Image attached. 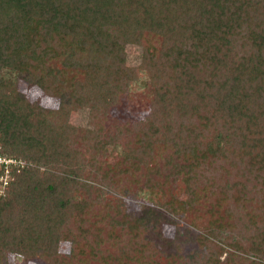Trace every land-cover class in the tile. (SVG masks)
<instances>
[{
    "label": "trees",
    "instance_id": "obj_1",
    "mask_svg": "<svg viewBox=\"0 0 264 264\" xmlns=\"http://www.w3.org/2000/svg\"><path fill=\"white\" fill-rule=\"evenodd\" d=\"M125 44L142 46L139 64L124 62ZM136 104L122 145L172 202L70 136L75 108L104 135L115 108ZM0 155L17 161L0 193V264L10 253L13 264H134L140 252L151 264H206V253L219 264L222 246L189 244L199 218L175 195L198 178L231 213L230 263L264 264V0H0Z\"/></svg>",
    "mask_w": 264,
    "mask_h": 264
},
{
    "label": "rangeland",
    "instance_id": "obj_2",
    "mask_svg": "<svg viewBox=\"0 0 264 264\" xmlns=\"http://www.w3.org/2000/svg\"><path fill=\"white\" fill-rule=\"evenodd\" d=\"M141 55H142V46L136 45V44H125L124 62L126 64H130V65L139 64L141 61ZM21 89H23V86L21 87ZM30 92L32 93V96H33L32 98L37 100L41 104L46 105V106L54 105V101L51 98H48L47 95L43 94L39 88L32 87L29 89V93ZM138 108H139L138 104L134 106L133 110L135 111H131L129 109H128L129 111L123 110L121 109V106H119L118 108H115L112 111V117L110 118L112 120V125L110 126L109 131L106 134L104 133V135L102 133H98L97 128L99 126L97 124L95 125L92 123L93 120L99 121V118L91 116L92 111L90 112L87 108H77V109L75 108L71 110L68 114V120H69L70 127H71L70 136L73 138L74 146L77 149L81 148V152L85 154L86 156L91 157L92 155H94L99 164L103 166L105 165V167H108V169L110 166H112L113 168L112 172L118 173L124 177L127 176L128 180H130L131 183L134 184V186L136 187L138 186L139 188L145 189V190L150 188L155 192L159 190L162 193L160 195H162L163 198L166 199V201L172 202L171 200H173V197L175 196L174 195L171 196V193L169 192H165V193L162 192V189L160 188V186L162 185L158 183V181L160 180L159 176L156 173L152 174V172L150 171L146 172V170L135 171V168H134L135 166L132 163L133 161L130 160L129 156H132L133 159L134 158L137 159V156L127 151L126 146H124V142L122 145L123 137H122L121 132H123L122 131L123 130L122 126H124L123 122L126 119V117L131 118L133 115L131 112L133 113L137 112ZM82 128H90V130L92 131V134L95 131L96 133L92 137L90 136L89 139H87L86 136L84 139V137L78 134V131ZM105 141L107 142L110 141V142L109 144H105ZM115 145H116V149H115ZM110 146L111 148H114V150L108 153V151H105V149L106 148L109 149ZM123 147H124V150H123ZM121 151H122V156L126 158L127 162L122 157L120 156L118 157ZM89 152L92 155L88 154ZM122 159L123 161H125L124 166L126 167L125 168L126 170H123V169L120 170L118 168V166L120 165V164L118 165V162L122 163L121 162ZM148 165H149V168L152 166L150 161L149 163H147V165L145 164V167ZM161 179H162V176H161ZM204 184L206 183H204L201 178H198L195 181L193 188L191 187L192 186L191 184L190 187H188L187 189L188 191H186L184 194L182 193L175 194L176 197L182 196V200H181L182 205L179 204L178 206L188 207L190 211L191 212L193 211V213H195L196 216L198 215V218H199L200 227L198 226H193V227H195L196 230L201 232V234L199 233L200 235L198 237L197 235L188 236L189 238L188 242L189 244L193 242L192 244L196 247L197 246L199 247L202 244H205L206 246L210 245L209 247H211L210 249L214 250L213 252H215V249L218 248V246H222L223 248L221 249L222 252H220V254L217 257L218 260H220L219 264H222V262H225L226 264H231L230 261L228 260V257H229L228 250H233L232 247H230L231 245L228 243V241H230L229 238L231 237L232 230L234 228V223L232 221L231 213L228 207H225V202H224L225 200H224L223 193L219 190L217 192L214 191L208 183L206 186ZM172 185L174 184L172 183L170 187H175V185L174 186ZM197 185H199L200 187L197 188L196 187ZM83 189H84L83 186L80 184L79 187H76L72 191L79 193L80 195V194H84ZM112 195L108 194L107 196L111 197ZM197 203H199V205L202 207H200ZM198 206L200 207V210L198 209ZM158 207L160 209H163V211H166V212L168 210L167 205H164V204H160V206ZM174 215H177V213ZM189 216H190V213H189ZM174 218H179V217H174ZM162 227L164 229L163 233L165 234L164 236L165 239L173 238L177 232L173 225H163ZM193 227L190 226V228L196 231ZM178 231L180 235L177 238L181 240V243L184 245V243L187 240L186 239L187 237L184 236V233L186 235L187 231H185L184 229L178 230ZM68 248L69 246L67 242L61 243L60 250L68 251ZM163 248H165V251L168 250L169 252H174V246L171 244L170 245L166 244L165 247ZM187 249H188V246L184 247V252H186ZM214 256L215 255L206 253V256L204 257L206 264H213L212 260H215ZM8 260H9L8 264L19 262V260L14 256V254H11V253L9 255ZM166 261L167 260H163V263L172 264L171 259H169L170 263ZM38 262H40L41 264H44V262L41 259H38ZM125 263L131 264L128 262H124L123 264ZM134 264H151V263H150L148 256L140 252Z\"/></svg>",
    "mask_w": 264,
    "mask_h": 264
},
{
    "label": "built area",
    "instance_id": "obj_3",
    "mask_svg": "<svg viewBox=\"0 0 264 264\" xmlns=\"http://www.w3.org/2000/svg\"><path fill=\"white\" fill-rule=\"evenodd\" d=\"M16 160L0 155V193L4 191V187L8 182L11 166L16 165Z\"/></svg>",
    "mask_w": 264,
    "mask_h": 264
}]
</instances>
